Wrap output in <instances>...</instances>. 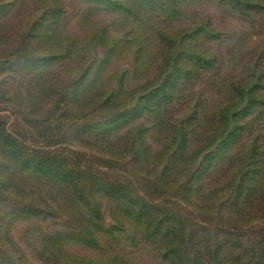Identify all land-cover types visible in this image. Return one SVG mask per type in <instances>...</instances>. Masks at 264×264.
<instances>
[{"label": "rangeland", "instance_id": "374dc122", "mask_svg": "<svg viewBox=\"0 0 264 264\" xmlns=\"http://www.w3.org/2000/svg\"><path fill=\"white\" fill-rule=\"evenodd\" d=\"M91 1L0 0V123L33 147L82 157L79 164L87 174L77 177L76 163H67L73 174L47 172L35 163L21 170L0 153V182L8 185L0 184V264H19V252L26 264H113L105 253L117 252L138 264H162L148 247L111 244V236L101 252L72 239L86 225L80 216L87 212L83 199L101 202L104 225L114 223L95 178L136 187L190 224L217 230L247 227L248 218L233 206L234 199L237 205L242 199L226 182L242 165L232 166L230 160L253 132L264 149V114L241 130L239 140L227 144L222 161L195 179L188 192L179 186L199 161L182 163L180 152L171 153L186 138L175 130L178 120L184 119V132H201L232 95L231 84L244 82L255 67L264 81V0L247 15L220 0H130L125 12ZM200 22L210 23L217 37L208 44L214 65L195 68L190 82L178 77L183 80L159 110L142 108L145 99L140 102L135 93L161 83L174 67V60L165 65L170 54L162 38ZM244 115H239L240 123L246 121ZM87 125H93L91 131L80 140V128ZM203 142L190 140L183 157ZM168 158L174 163H166Z\"/></svg>", "mask_w": 264, "mask_h": 264}, {"label": "trees", "instance_id": "16d2710c", "mask_svg": "<svg viewBox=\"0 0 264 264\" xmlns=\"http://www.w3.org/2000/svg\"><path fill=\"white\" fill-rule=\"evenodd\" d=\"M129 1L92 0L91 2L125 12ZM145 1L156 3L158 0ZM189 1L191 0H185V2ZM220 1L246 15L250 8L258 9L263 3L260 0ZM46 14L47 10H45L44 16ZM183 27H180V29L182 30ZM181 30L178 32L171 30L170 33L172 35H165L162 38V41L166 44V50L170 54L166 57V59H170L167 60L165 65L169 66L174 60V64L172 63L174 65L173 69L163 77L161 83L150 85L147 88L142 87L146 89H141L135 93L140 96V102L143 98L145 99L142 108L146 107L150 112L159 110V106L169 100L171 90L175 85L179 84L183 79L190 82L189 78L194 74L195 68L201 67V64L211 62L213 63L211 66L214 65L215 59L210 54L208 44L217 37L215 38L213 35L210 23L200 22L194 29L190 28L187 30L185 28ZM204 35L207 38L200 40ZM206 39L207 42H205ZM196 41L199 43L198 46H194ZM182 75L187 78L177 81L178 77H183ZM166 84H169V86L166 87ZM261 91H264V81L258 68L255 67L244 82L237 83L236 86L231 84L229 92L232 95L214 110L213 121L211 120L212 118H209L212 123L208 128L205 126L201 127V132H194L196 128H193L190 133H186L183 126L184 119L176 122L179 123V126L175 130L182 132V136L186 135V138L177 144L176 149L171 154L175 157L180 152L179 159L183 160L182 163H190L193 160L199 161L194 173L193 171L191 172L193 173L192 176H187L188 180L179 186L181 191L188 192L189 188L194 187L193 182L195 179L203 177L215 164L220 163L227 144L235 143L239 140L241 130L251 126L249 124H253L255 120L264 114V94ZM199 112L202 114L205 112L200 104ZM241 113L245 114L244 118L246 121L243 123L238 121ZM33 118L35 117L30 116V119ZM234 122H236L235 125H233ZM92 126L87 125L80 128L83 131L77 137L81 140L91 131ZM232 127L234 129H231ZM36 130L39 131V135L44 133L42 126H38ZM193 138L204 140L201 148L193 151L189 156L183 157L184 145ZM214 145H216V149H211L215 147ZM262 145L263 142L253 132L243 151L233 156L230 160V162H234L231 163L232 166L236 165V163H242L234 178L232 177L226 184H228L230 190L237 192V198L242 199V203L238 205L237 200L234 199L233 206L236 214L241 218H248V221L243 223V225L247 226L245 228L242 226L239 228L219 227L218 229L220 230H217L213 228L207 229L197 222L190 224L184 216L174 215L171 211L163 210L159 203L155 204L149 200L136 187L130 189L127 185L121 183L95 178L94 183H98L100 186L98 193L101 196H106L110 208L112 207L111 212L114 214V223L104 225L101 202L94 199L92 201L83 199L87 212L80 216L81 220L86 221V225L72 239L101 252V249L105 250L102 247L104 241H107L108 236H111V244L122 243L123 241L125 245L133 248H137L140 245L148 247L155 253L156 258L162 264H264V190L261 187V181L264 182V149ZM76 151V149L71 150L74 153ZM86 152L88 151H84L83 154L86 155ZM0 153L4 155L3 157L0 156V158L2 157L5 160L9 158L11 163H17L18 166H22L21 170L29 169L31 168L30 164L35 163V165L47 169V172L58 170L62 173L73 174L72 168L67 163H76L79 169L78 172H75L77 177L87 175L85 174V167L79 164V160L82 157L74 156L70 153H58L53 148L48 150L40 145L33 147L27 144L25 140L18 139L17 135L9 131L2 123H0ZM166 163L174 162L168 158ZM23 165L28 166L24 167ZM167 171L164 172L165 175ZM5 183L6 181L0 182L1 186H4ZM70 184L74 187V193L77 195L74 183ZM5 186L8 188V185ZM117 232L120 236L114 235ZM220 236L221 238H219ZM105 254L108 256L109 261L114 262L113 264H138L133 257L119 252L114 253L112 256L108 255L109 253ZM114 255L116 256L113 257ZM119 255L124 258L121 257L119 259ZM0 257H2L1 251ZM23 257V254L19 252V264H26L23 261ZM77 259L85 260L83 257H78Z\"/></svg>", "mask_w": 264, "mask_h": 264}]
</instances>
